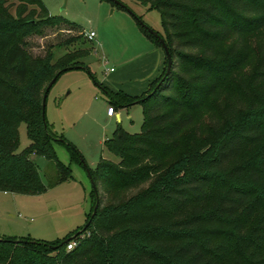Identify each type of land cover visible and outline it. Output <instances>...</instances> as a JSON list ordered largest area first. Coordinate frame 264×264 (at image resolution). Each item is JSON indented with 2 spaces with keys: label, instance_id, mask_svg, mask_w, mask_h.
I'll use <instances>...</instances> for the list:
<instances>
[{
  "label": "trees",
  "instance_id": "16d2710c",
  "mask_svg": "<svg viewBox=\"0 0 264 264\" xmlns=\"http://www.w3.org/2000/svg\"><path fill=\"white\" fill-rule=\"evenodd\" d=\"M18 1L46 16H12L0 0V191L34 195L45 186L30 154L53 161V185L72 178L55 158L52 143L77 152L53 138L41 98L62 72L76 66L87 70L81 59L88 52H67L53 62L30 57L22 37L40 33L60 17L50 16L41 0ZM132 1L159 12L163 33L157 34L170 55L167 73L164 57L161 72L140 96L102 86L110 105H140L139 132L117 127L103 142L118 160L100 157L88 171L94 191L87 219L96 207L84 230L52 242L1 237L0 264H264L262 39L248 85L235 98L238 119L222 128L208 124L204 142L192 140L188 146L183 138L192 114L218 93L221 80L244 65L243 39L264 33V0ZM20 123L29 143L17 152ZM70 240L75 246L66 250Z\"/></svg>",
  "mask_w": 264,
  "mask_h": 264
},
{
  "label": "rangeland",
  "instance_id": "374dc122",
  "mask_svg": "<svg viewBox=\"0 0 264 264\" xmlns=\"http://www.w3.org/2000/svg\"><path fill=\"white\" fill-rule=\"evenodd\" d=\"M119 1L125 9L108 0H41L49 15L60 19H55L52 25L40 27V33L36 35L22 37L30 57H50L51 62L67 52L79 54L86 49L88 53L81 60L87 70L70 69L59 74L44 100V119L49 132L54 139H62L77 152L75 155L64 144L52 143L55 158L68 167L72 178L53 185V161L30 154L29 159L45 188L34 195L0 193V238L8 237L1 233L17 228L25 233V237L52 242L80 230L87 221L92 204L88 171L94 169L100 157L113 163L118 160L103 142L117 127L128 134L139 132L140 105L120 108L112 104L119 119L115 113L107 117L106 107L110 100L102 86L109 68H118L147 51L148 43L139 24L158 34L163 32L157 10H147L132 0ZM5 6L12 16L29 19L46 16L39 7L18 0H5ZM89 31L94 33L92 40L85 39V33ZM259 39L264 45V33L243 39L244 65L230 78L221 80L217 95L192 114L193 124L183 133L188 146L192 140L198 143L202 139L204 142L209 133L208 124L222 128L238 119L241 111L235 113L238 109L235 98L243 94L248 85L257 61ZM68 41L70 45H65ZM46 84L47 81L43 87ZM226 100L230 104L226 105ZM223 107L225 112H222ZM17 131L16 151L19 152L28 146L29 141L23 123L19 124ZM202 142H199L201 148L205 145ZM175 156L173 153L169 158ZM82 235L87 236L88 231ZM81 236L75 240H80Z\"/></svg>",
  "mask_w": 264,
  "mask_h": 264
},
{
  "label": "crops",
  "instance_id": "0c3cea01",
  "mask_svg": "<svg viewBox=\"0 0 264 264\" xmlns=\"http://www.w3.org/2000/svg\"><path fill=\"white\" fill-rule=\"evenodd\" d=\"M143 37L148 43L146 46L147 51L143 54L136 55L132 61L126 62L118 68H109L107 72L108 77L103 86L105 90L114 94L121 93L129 98L137 97L143 94L148 89L151 82L159 75L164 64L163 51L144 35ZM136 104L137 103L132 102L128 106H117L120 108H127ZM108 106L112 107L110 104ZM114 113L115 110L113 108V113L111 115L106 114V116L112 117ZM115 117L118 120L119 114L115 113ZM0 193H2V195H13L12 193L3 191H0ZM1 234L16 239L25 237V233L17 228H12Z\"/></svg>",
  "mask_w": 264,
  "mask_h": 264
},
{
  "label": "water",
  "instance_id": "95a60500",
  "mask_svg": "<svg viewBox=\"0 0 264 264\" xmlns=\"http://www.w3.org/2000/svg\"><path fill=\"white\" fill-rule=\"evenodd\" d=\"M113 1L116 2V3H118V4H120V5H123L122 3H119L118 0H113ZM144 27H145V26H144ZM145 28L147 29V31H148L150 34H152V35L158 40V42H159L160 45H161V48H162V51H163L164 57H165V59H166V69H165V73H167V71L169 70V65H170V55H169V53H168V51H167V48H166V46L164 45L163 40L159 37V35H158L156 32H154V31L148 29L147 27H145ZM73 68H74V69H79V66H76V67H73ZM53 80H54V79H52V80L47 84V86L45 87L44 92H43V94H42V98H41V106H42V109H44V100H45L46 92H47L48 88L51 86V84L53 83ZM88 177H89V180H90V183H91L92 190L94 191L93 181H92V179H91L89 173H88ZM95 207H96V206L94 205V207H93V209H92V212H91L89 218L87 219V221L85 222V224L82 226V228H81L80 230H78L77 232H75L74 234H72L70 237H74L77 233H79L80 231L84 230V229L87 227V225H88L89 222H90V218L93 216V214H94V212H95ZM13 241H14V242H17V241H20V240H19V239H15V240H13Z\"/></svg>",
  "mask_w": 264,
  "mask_h": 264
},
{
  "label": "built area",
  "instance_id": "2783aa9c",
  "mask_svg": "<svg viewBox=\"0 0 264 264\" xmlns=\"http://www.w3.org/2000/svg\"><path fill=\"white\" fill-rule=\"evenodd\" d=\"M85 37L88 40H92V38L94 37V33L92 31H89L88 33H85ZM112 113H113V108L111 106H107L106 107V114L111 115ZM74 246H75V241L70 240L67 244H65V249L69 250V249L73 248Z\"/></svg>",
  "mask_w": 264,
  "mask_h": 264
}]
</instances>
